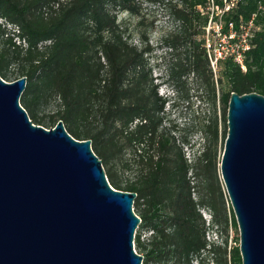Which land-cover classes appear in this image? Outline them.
I'll use <instances>...</instances> for the list:
<instances>
[{"label": "trees", "instance_id": "16d2710c", "mask_svg": "<svg viewBox=\"0 0 264 264\" xmlns=\"http://www.w3.org/2000/svg\"><path fill=\"white\" fill-rule=\"evenodd\" d=\"M158 1L178 22L163 38L178 55L168 65L167 82L179 94L191 77L208 103L200 125L204 143L191 157L185 150L190 142L173 135L174 125L165 120L169 99L158 92L165 81L155 83L152 75L147 32L139 31L137 45L127 23L135 18L146 24L139 0H0V75L10 81L26 77L20 102L30 119L46 128L63 120L73 137L91 139L112 187L137 193L135 249L143 264H242L240 238L229 245L226 236L216 245L207 233L238 226L219 149L228 133L231 94L264 95V0H240L224 16L226 28L254 17L261 29L245 69L226 58L216 71L206 47L209 14L200 10L209 0ZM49 104L53 113L41 115ZM144 230L151 231L147 240Z\"/></svg>", "mask_w": 264, "mask_h": 264}, {"label": "water", "instance_id": "95a60500", "mask_svg": "<svg viewBox=\"0 0 264 264\" xmlns=\"http://www.w3.org/2000/svg\"><path fill=\"white\" fill-rule=\"evenodd\" d=\"M27 78L0 75V264H143L137 193L110 184L92 140L35 124ZM221 159L242 264H264V95L231 94Z\"/></svg>", "mask_w": 264, "mask_h": 264}, {"label": "rangeland", "instance_id": "374dc122", "mask_svg": "<svg viewBox=\"0 0 264 264\" xmlns=\"http://www.w3.org/2000/svg\"><path fill=\"white\" fill-rule=\"evenodd\" d=\"M142 12L146 15L147 22L145 25L140 26L137 24V19L131 18L128 20L130 29L134 31L133 41L137 45H141V38L139 31L147 32L148 45L151 47V52L148 54L149 62L152 67V75L155 79V83H161L158 90L159 95L168 98L169 103L166 105V122L169 125H174V129L171 131L177 138H186L190 144L185 148L187 156L191 157L195 151H198L203 146V138L200 131V125L202 120L206 116L208 103L200 97V91L197 83H195L191 77L184 78L181 87L179 88V94L176 93L172 86L168 84L166 72L168 65L171 64L178 55L171 53L169 48L165 45L163 40L164 35L174 29L178 22L171 17L166 6L160 3L158 0H139ZM121 17H127L124 13ZM6 28L9 30L14 27L12 24L3 21ZM13 31V30H11ZM17 43L21 42L18 38H14ZM182 57L185 58V48L181 49ZM15 71L14 68L11 69ZM6 80V79H5ZM12 82L13 80H6ZM55 108L54 104H49L44 107L42 114H52ZM225 143L219 149V153L224 151ZM105 171H107L106 165H103ZM204 218L209 223L211 218L210 213L207 210L203 211ZM151 231H143L142 238L147 240ZM226 236L229 238V245L236 244V239L240 238L239 227L229 226L226 232L222 229L220 232L217 230H210L207 233V240L210 243L216 245H223V240ZM206 261L209 262V256L206 253L203 254ZM212 257V256H210ZM212 261V260H211ZM213 264L212 262H210ZM194 264H199L196 260Z\"/></svg>", "mask_w": 264, "mask_h": 264}, {"label": "built area", "instance_id": "2783aa9c", "mask_svg": "<svg viewBox=\"0 0 264 264\" xmlns=\"http://www.w3.org/2000/svg\"><path fill=\"white\" fill-rule=\"evenodd\" d=\"M240 0H209L202 12L209 14V20L205 27L206 47L212 68L216 71L221 60L232 58L245 69L244 61L247 52L252 47V39L261 29L254 21L240 19L236 24L233 21L226 22L224 16L232 12Z\"/></svg>", "mask_w": 264, "mask_h": 264}]
</instances>
